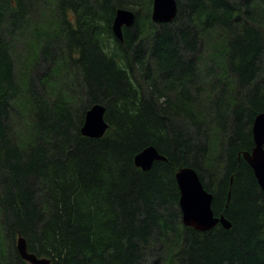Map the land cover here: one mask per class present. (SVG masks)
Here are the masks:
<instances>
[{"label": "trees", "instance_id": "1", "mask_svg": "<svg viewBox=\"0 0 264 264\" xmlns=\"http://www.w3.org/2000/svg\"><path fill=\"white\" fill-rule=\"evenodd\" d=\"M0 0V264H264V192L243 156L264 111V0ZM132 8L124 39L116 10ZM189 53V54H188ZM105 105V135H83ZM154 145L149 170L135 155ZM216 215L185 226L179 168ZM230 196V198H229Z\"/></svg>", "mask_w": 264, "mask_h": 264}, {"label": "water", "instance_id": "2", "mask_svg": "<svg viewBox=\"0 0 264 264\" xmlns=\"http://www.w3.org/2000/svg\"><path fill=\"white\" fill-rule=\"evenodd\" d=\"M177 0H153L152 19L155 22H171L177 15ZM136 13L129 8L120 7L116 10L113 21L115 36L123 40L124 27L135 23ZM106 107L101 103L91 106L85 116L81 128L83 135L101 138L109 128L105 119ZM253 139L255 146L251 152L245 151L244 157L252 166L255 176L264 192V111L257 113L253 123ZM167 157L159 152L154 145H149L135 155V164L143 170H149L156 160H166ZM180 189V207L183 223L199 231H208L218 224L226 229L232 227V222L221 213L216 215L213 209L214 195L209 191L200 178L197 170L190 166L179 168L175 174ZM17 247L23 259L30 264H52L48 257L38 256L28 249L27 241L20 236Z\"/></svg>", "mask_w": 264, "mask_h": 264}, {"label": "rangeland", "instance_id": "3", "mask_svg": "<svg viewBox=\"0 0 264 264\" xmlns=\"http://www.w3.org/2000/svg\"><path fill=\"white\" fill-rule=\"evenodd\" d=\"M129 9H132V8H130V7H128ZM133 10V9H132ZM156 23V22H155ZM157 25L159 24V23H156ZM189 54V53H188ZM200 178H201V176H200ZM202 180V179H201ZM230 198V197H229Z\"/></svg>", "mask_w": 264, "mask_h": 264}, {"label": "flooded vegetation", "instance_id": "4", "mask_svg": "<svg viewBox=\"0 0 264 264\" xmlns=\"http://www.w3.org/2000/svg\"><path fill=\"white\" fill-rule=\"evenodd\" d=\"M230 197V196H229Z\"/></svg>", "mask_w": 264, "mask_h": 264}]
</instances>
